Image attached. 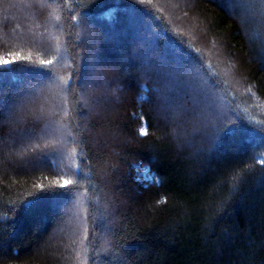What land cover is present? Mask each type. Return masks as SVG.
<instances>
[{
	"label": "trees",
	"instance_id": "trees-1",
	"mask_svg": "<svg viewBox=\"0 0 264 264\" xmlns=\"http://www.w3.org/2000/svg\"><path fill=\"white\" fill-rule=\"evenodd\" d=\"M16 53L0 264H264V0H0ZM76 197L81 248L58 210Z\"/></svg>",
	"mask_w": 264,
	"mask_h": 264
},
{
	"label": "rangeland",
	"instance_id": "rangeland-1",
	"mask_svg": "<svg viewBox=\"0 0 264 264\" xmlns=\"http://www.w3.org/2000/svg\"><path fill=\"white\" fill-rule=\"evenodd\" d=\"M143 23H140L139 26L141 27L142 31H146V23H144V21H142ZM8 67V66H6ZM166 77H169V74H165ZM40 82L43 84L44 82H46V79H41ZM59 126H53V125H45L41 131V136L42 138H40L41 141L45 140H49L50 142L51 141H55L58 143L59 146H66L67 145V141H66V135L64 137V135L62 134V132L60 131V129L58 128ZM40 141V142H41ZM59 165L60 166H68V164L65 163V159L62 157V161L59 162ZM54 166V165H52ZM66 171H68V169H65L63 168V174L66 173ZM141 176H142V179L144 181H151L152 180V176L151 174L149 173V171L147 169H144L142 172H141ZM63 178L64 179H69L71 178L70 175L68 174H64L63 175ZM84 204V201H82V199L80 197H76L73 201L69 202L67 205H63L61 206L58 210H60L65 217H67L68 220V224H67V229L70 228V231L72 230L73 231V234L76 233V235H78L79 233L78 229L79 226H77V224L80 222L81 223V220L79 219V216L81 218H83V209H81V206ZM66 232L65 230H62V232ZM58 231L55 233L57 234ZM73 234L71 233V238H72V241L75 245H77L78 243V239L75 238V234L73 236ZM76 241V242H75ZM85 241V240H84ZM77 248H81L82 247V244H78L76 246Z\"/></svg>",
	"mask_w": 264,
	"mask_h": 264
},
{
	"label": "snow or ice",
	"instance_id": "snow-or-ice-1",
	"mask_svg": "<svg viewBox=\"0 0 264 264\" xmlns=\"http://www.w3.org/2000/svg\"><path fill=\"white\" fill-rule=\"evenodd\" d=\"M154 18L160 19L159 16H156ZM53 39H56V38L53 37ZM58 47H59V45H58V42H57V49H58ZM43 54L44 53L41 52V55H43ZM20 60H28L30 63L29 64H17V61H20ZM14 64L17 65V67L20 68V69L27 68L31 64V56L24 57V56L20 55V53H16L14 56H12L11 59H7V58L0 57V80H3L6 74L11 73V72H14L16 70L15 68L4 67V66L14 65ZM39 64L40 65H51V64H53V60L52 59H41L39 61ZM207 68H208L209 71H211V64H208ZM39 71H41V72H48L50 70H48L47 68H42V69H39ZM213 75H215V73H213ZM13 80H15V78H13ZM61 81L64 84H67L68 83V81L63 80L62 77H61ZM225 84H226V82H225ZM248 91L249 92L251 91V87H249ZM5 107L6 106L3 104V102L0 101V111H3V109ZM141 132H142V134H144V130L143 129H141ZM72 157H73V161L75 162V157H76V151H75V149L72 152ZM78 175H79V173H78V169H77L75 172H73V176H76L78 178ZM60 181H62V182H60ZM60 181L57 182V186L60 187V188H67L68 185L74 183V180L73 179H70V178L69 179H64L63 176L60 177ZM76 182H78V179H77ZM38 187H40V186H38ZM53 194H56V193H53ZM23 203H24V207L27 208L32 203H34V200H26Z\"/></svg>",
	"mask_w": 264,
	"mask_h": 264
}]
</instances>
